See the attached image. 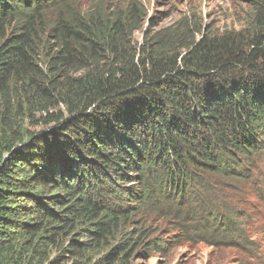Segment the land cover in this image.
<instances>
[{
    "label": "trees",
    "instance_id": "16d2710c",
    "mask_svg": "<svg viewBox=\"0 0 264 264\" xmlns=\"http://www.w3.org/2000/svg\"><path fill=\"white\" fill-rule=\"evenodd\" d=\"M138 20L135 3L107 16L0 0V264H56L58 251L127 264L136 217L213 205L216 182L244 178L261 151L264 0L218 37L166 30L134 47Z\"/></svg>",
    "mask_w": 264,
    "mask_h": 264
},
{
    "label": "rangeland",
    "instance_id": "374dc122",
    "mask_svg": "<svg viewBox=\"0 0 264 264\" xmlns=\"http://www.w3.org/2000/svg\"><path fill=\"white\" fill-rule=\"evenodd\" d=\"M72 1L80 10L97 8L107 16L114 11L123 14L128 4L135 3L140 29L132 34L134 47L166 30L184 29L189 35L197 30L195 38L200 33L216 37L235 33L247 27L253 7V0ZM50 9L43 14L46 20L55 13ZM39 116L35 113L34 121ZM25 128L35 131L41 126L25 122ZM258 147V154L244 160V178L216 182L218 193L209 195L213 205L210 200H179L177 206L164 203L161 211L148 218L136 217L124 228L129 238H135L127 264H264V144ZM186 201L189 204L183 206ZM178 206H183L182 211ZM224 210L231 212L227 215ZM59 254L63 257L56 264H81L60 251L53 252L50 260Z\"/></svg>",
    "mask_w": 264,
    "mask_h": 264
}]
</instances>
